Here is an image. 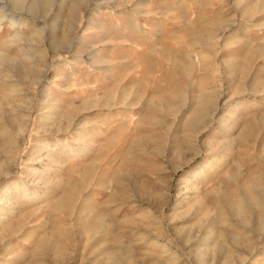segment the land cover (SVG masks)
<instances>
[{"label": "rangeland", "instance_id": "374dc122", "mask_svg": "<svg viewBox=\"0 0 264 264\" xmlns=\"http://www.w3.org/2000/svg\"><path fill=\"white\" fill-rule=\"evenodd\" d=\"M0 264H264V0H0Z\"/></svg>", "mask_w": 264, "mask_h": 264}]
</instances>
